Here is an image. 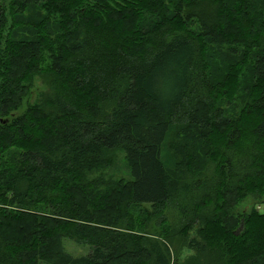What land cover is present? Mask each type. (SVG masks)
<instances>
[{"label":"trees","instance_id":"obj_1","mask_svg":"<svg viewBox=\"0 0 264 264\" xmlns=\"http://www.w3.org/2000/svg\"><path fill=\"white\" fill-rule=\"evenodd\" d=\"M263 194L264 0L0 1V264H264Z\"/></svg>","mask_w":264,"mask_h":264},{"label":"rangeland","instance_id":"obj_2","mask_svg":"<svg viewBox=\"0 0 264 264\" xmlns=\"http://www.w3.org/2000/svg\"><path fill=\"white\" fill-rule=\"evenodd\" d=\"M0 1H2V0H0ZM50 88L51 87L49 85V81L47 80V78L44 75H42V76L37 75L34 78V83H33V86L30 90V93L27 95V97L24 100L22 108L18 112L15 113V116L22 115L23 113H25L27 111V109L30 106L41 102L42 99L48 94ZM110 107H111V105L108 108H110ZM177 139H179V135H178V133L175 132L174 136L172 135L170 140L167 142V145L164 149L163 158H164V161L167 165L168 170L169 171L173 170V171H171V173L175 172L176 175H179L180 168L178 169L176 167V163L181 161V159L177 154H175L174 151H172L170 149V145H171L170 142L173 143ZM12 152L16 153L17 150L13 149ZM187 153L189 154V157H187L186 160L191 162L190 158H192L194 155V152L192 151L191 146L189 147ZM107 156L111 157L112 166L109 165L108 169L107 168L105 169V167L101 168V170L97 174L104 172L105 170L108 173H113V176H114L113 182H114L115 180H118L119 178L124 176L125 166L123 163V154L120 151V149H117V150H113L112 152H109ZM198 157L199 156L195 157L196 158L195 166L197 165ZM8 159L10 162H12V153H11V155H9ZM195 166L193 168L190 167V170H193L195 168ZM120 169H122V170H120ZM204 170H205L204 173H205L207 178L212 177V173L214 170L213 164L209 163L207 166H204ZM190 175L193 176L191 174V172H189L187 175L188 179L190 178ZM193 179L194 178H191L189 180L192 181ZM106 190L107 189H102L101 191H103V193H104ZM261 200L264 201V194L260 200L258 198L254 199V198L250 197L244 203H242V205L238 208V211L239 212L245 211V212L250 213L254 209H256L258 211L264 212V204H261L262 203ZM176 204L172 203V204H169L167 207H163V208H157V206L132 207L129 205L126 209V212H124L125 216H124V219H122V227L126 228L127 226H129L130 220L134 219V221L137 225L140 221H143L144 219H147L148 217L152 216V214H157L159 221H161L163 219L161 222V229L164 231V233L162 234L161 237H165V235H166L167 231H169V229H170L171 233L175 235V233H173V229H174L173 227H177V225H175V224L178 221V213H177ZM96 205L97 204H94V207ZM162 224H164V227H162ZM167 227H169V228H167ZM179 227H180V225L177 228H179ZM134 233H140V232H139V230H137V231H134ZM161 237H158L157 239L164 240ZM65 247H66V250L68 252H71L75 256H80V255H84V254L88 253L87 248H85L81 245L75 244L69 240L65 241ZM185 253H184V255H185L184 257H186L188 254H190V252H186V251H185Z\"/></svg>","mask_w":264,"mask_h":264}]
</instances>
